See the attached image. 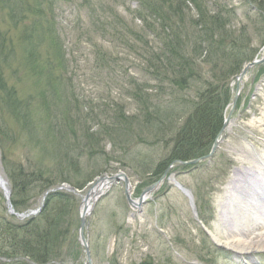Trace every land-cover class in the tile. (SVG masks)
<instances>
[{
    "label": "rangeland",
    "instance_id": "obj_1",
    "mask_svg": "<svg viewBox=\"0 0 264 264\" xmlns=\"http://www.w3.org/2000/svg\"><path fill=\"white\" fill-rule=\"evenodd\" d=\"M216 1L234 7L227 34L246 37L248 56L255 52L228 78L224 77L228 65L217 69L202 61L207 41L194 35L196 9L190 3V9L182 3V21L179 13L175 17L160 7L157 17L170 18L164 23L149 13L140 17L141 0H0V176L12 197L10 172L28 175L16 195L24 203L14 207L19 214L37 210L47 182H54L50 188L63 186L61 191L69 194L59 208L62 213L46 264H89L79 240L80 214L97 178L125 174L136 200L170 166L160 187L139 209L129 204L123 179L93 202L84 228L90 264H264V250L243 259L223 244V235L233 228L241 210L240 205L236 214L228 209L232 203L228 189L257 184L251 182L248 174L255 170L244 154L254 149L264 157V61L245 72L232 110L236 77L264 57V0ZM213 32L209 37L220 33ZM169 37L177 45L184 43L188 58L201 45L200 63L189 68L197 79L182 90L171 81L178 75L180 60L169 56L164 60L160 53ZM206 81L225 83L229 89L231 99L222 115L232 111V127L212 157L179 164L208 151L169 163L178 131L193 115ZM220 101L223 105V94ZM163 106L173 107V112L167 115ZM150 112H158L165 123ZM148 118L153 119L149 124ZM85 129H91V137ZM166 162L167 168L155 177L158 165ZM4 192L0 186V215L17 225L34 217L12 216ZM4 233L8 244H16L13 231ZM18 254L14 261L31 264ZM0 264L12 263L0 259Z\"/></svg>",
    "mask_w": 264,
    "mask_h": 264
},
{
    "label": "trees",
    "instance_id": "obj_2",
    "mask_svg": "<svg viewBox=\"0 0 264 264\" xmlns=\"http://www.w3.org/2000/svg\"><path fill=\"white\" fill-rule=\"evenodd\" d=\"M153 1L154 0H141L144 12L139 13L140 17L144 14L149 13L150 17H154L155 20H163V22L165 23V21L167 22L168 20H170V18L166 16H159L161 18L160 19L159 17H157V15L159 14L158 12L161 11L160 7H166V12H168L170 15L172 14V16L175 17L176 14L174 15V13H179L180 19V17L182 16L181 13L183 12L181 11L182 3H184L185 6L187 5L186 9H190L187 3H190V5L194 6V8L196 9V14L192 19L193 21L191 22V25L193 23V27L195 29L194 35H196L197 37L199 36L201 39L207 41V47L205 49L203 48V53L206 52L207 55L202 59V61H204L205 63L208 62V64H210L209 66H211V64L213 63L212 66L216 65L217 69L228 65L230 69L226 72V74L228 75H225L224 77L228 78L230 75L238 73L244 63L247 60H250L252 58V55L255 53L253 52L250 56H248V54H250V47L248 44V40H246V37L243 38L246 40L245 41L242 38L236 39L235 37H232V35L229 36V34H227L229 33V31L228 28L226 29V25H231L227 22H230L231 15L235 14L233 9L229 8L228 5H218L216 0H155L157 1L156 3H154ZM212 1L214 3H212ZM115 15L118 18V14ZM144 20L146 21V18H144ZM224 28L227 30V32H225L226 30H223ZM246 28L247 27L243 28V31L246 30ZM217 29L220 33L217 34V36L209 37L208 32L210 30L215 32ZM215 37H217V39L219 40L218 42H215ZM172 38L169 37L166 40V43L164 44L165 47L163 46L164 48L160 51V53L161 55L163 54L164 60L165 56H167L166 59H168L169 56L171 59L175 57V59L177 58L180 60V69L178 70V75L176 76V79L172 77L173 80L171 81L177 87H180V90H182L184 87L189 86L187 84H189L190 80L197 79L194 70L189 68L191 65L198 66V63H200L199 59L201 58V45L199 47L197 46V48L194 49L192 58H188L186 56L184 43H179V45H177L174 43ZM192 41L197 43L196 40L192 39ZM190 60H192V63H189ZM227 62H229L230 64H228ZM182 65L184 66L181 67ZM51 79L54 80V82L56 81V77H51ZM206 82L207 85L205 86L204 90L198 93L200 102H198V106H196L193 115L187 118L185 125L181 128L180 131H178L179 135L181 134L180 136L178 135L180 141H178L179 139L177 137V145L170 153L171 155L169 154L168 156L167 161H169V163L176 159L188 160L207 153L209 149L205 148L210 147V145L216 138L218 131L223 125L224 117L222 115V110L224 105L230 102V91L226 87L225 83L223 84V86H220L218 84L214 85L213 82ZM1 85L2 87L5 86V84L2 82ZM220 88L222 89V93H219ZM222 94L224 96L223 105L220 101V96ZM149 106L150 108L153 107L151 110L157 109L154 107L155 105ZM145 108L147 109V111L149 110L148 105ZM163 108L167 111V115L168 113L173 112V107L171 106H163ZM147 111L141 112L142 114L144 112L147 114ZM151 115L156 118L155 120H158L159 122L160 120H162L163 123H165V119L162 118V116L159 115L158 112H152ZM48 118L49 117H47L46 119L48 120ZM152 120L153 119L148 118V124ZM142 123L144 125L145 122L142 121ZM85 130L87 133L91 132V129ZM162 130L160 129V131ZM92 134L93 133L91 132L90 135L88 134V136L91 137ZM169 163L166 162L163 165H158V168H156L153 175H155V177L160 176V174H162V170H165ZM10 177L13 181L14 190L11 197L12 204L16 208L19 206L24 207V203H22L23 201L17 199L16 195L19 192H22L23 189L22 187L20 188V186L21 184H24L23 182L28 181V175H21V173L18 174V172H10ZM52 186H54L53 181L47 182L43 185V190H47ZM37 187H35V190L37 189ZM68 199L69 194H66L62 191L51 193L50 195H48L41 212L36 217H33L34 219L32 218L30 219V221L22 223L21 225H17L16 223L11 222L4 215H0V257L3 259H9L12 264H24L22 260H13L14 258H18V256L21 255L18 253L21 252L22 256L28 257L32 261L31 264H46V254L49 252L50 243H52L51 238L56 235L54 229L55 226L57 227V224L59 223L58 220L60 219L62 213L60 212L59 208L64 206V202L68 201ZM8 231H13V242H15L16 240L17 245L8 244V237L4 233ZM23 258L24 257H22V259Z\"/></svg>",
    "mask_w": 264,
    "mask_h": 264
},
{
    "label": "bare ground",
    "instance_id": "obj_3",
    "mask_svg": "<svg viewBox=\"0 0 264 264\" xmlns=\"http://www.w3.org/2000/svg\"><path fill=\"white\" fill-rule=\"evenodd\" d=\"M244 81L242 82V84ZM233 121L230 119L227 122L226 130L232 127ZM245 159L247 158L250 163H252L251 167L255 170L253 174H248L252 176L251 182L256 181V186H251L252 184L247 183L244 186L236 188L228 189L230 192L228 198L229 202H232L229 205L228 209L235 211L236 205H240V216L237 214V218L235 217L232 229L229 230L228 234L225 233L224 238V246L231 248L234 250L236 256L241 257L243 259H248L251 253L255 251L264 250V158L262 155H259L255 150L247 151L244 154ZM254 174H257L259 177L257 178ZM0 184L3 188H7V183L0 176ZM113 183L109 178H104L98 182H96L92 191L90 192L86 202L90 208V206L95 202L100 195L104 194L108 188ZM253 187V188H252ZM249 188V189H248ZM132 190V188H130ZM254 189V190H252ZM253 191V192H252ZM252 192L251 197L245 196L246 193ZM228 195V194H227ZM149 195L147 196V198ZM247 197V198H246ZM261 199L259 200V198ZM146 198V199H147ZM256 201H259L260 205L256 204ZM139 206L133 205V208L138 209ZM227 207V206H226ZM91 211V210H90ZM89 213V211H88ZM236 214V211L234 212ZM236 216V215H235ZM225 231V229H224ZM227 234V235H226ZM245 264H249L245 261Z\"/></svg>",
    "mask_w": 264,
    "mask_h": 264
},
{
    "label": "water",
    "instance_id": "obj_4",
    "mask_svg": "<svg viewBox=\"0 0 264 264\" xmlns=\"http://www.w3.org/2000/svg\"><path fill=\"white\" fill-rule=\"evenodd\" d=\"M264 61V57L263 59H260V60H254L253 62L249 63L247 66H246V69L239 75L237 76V94H236V97L233 101V108L232 110L234 109V105L236 104L237 102V96L239 94V84H240V81L242 80L244 74L246 71H248V69L253 66L254 64L256 63H260V62H263ZM231 114H232V111L230 112L228 118L225 120L224 122V125L219 133V136H217V138L215 139L214 141V144L212 146V149L211 151L207 154V155H204L200 158H197V159H194V160H191V161H180L179 164H197L198 162H200L202 159H205V158H210L213 156V154L216 152V150L218 149L219 147V143H220V135L221 133H223L225 131V128H226V124H227V121L229 120V118L231 117ZM171 167V166H170ZM170 167L166 170V172L164 173V175L162 176L161 179H159L158 181H156L155 183L147 186L141 193L140 197L137 199V200H134L132 199L131 197V186H130V179L123 173H118V174H114L112 175L111 177H109L112 181H117L121 178L124 179L125 181V188H126V196H127V199H128V202L133 206V205H136L139 206V208L141 207L142 203L146 200L147 196L150 195V193L156 191L160 185L162 184V182L164 181ZM105 177H99L97 180H101V179H104ZM177 184L179 185L180 189L184 190V192L190 196V198L192 199V196L190 194V191L186 188H183L182 185H180L178 182ZM9 195V193H8ZM193 203V202H192ZM85 223H86V209H84L82 211V214H81V223H80V236L82 237L84 243H85V238H84V226H85ZM85 246L87 248V253H88V257H89V261H90V256H89V250H88V247L85 243Z\"/></svg>",
    "mask_w": 264,
    "mask_h": 264
}]
</instances>
